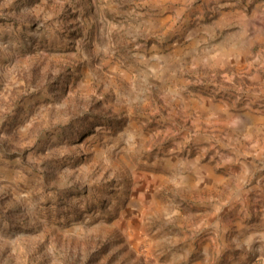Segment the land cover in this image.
I'll return each instance as SVG.
<instances>
[{"label":"rangeland","instance_id":"374dc122","mask_svg":"<svg viewBox=\"0 0 264 264\" xmlns=\"http://www.w3.org/2000/svg\"><path fill=\"white\" fill-rule=\"evenodd\" d=\"M0 264H264V0H0Z\"/></svg>","mask_w":264,"mask_h":264}]
</instances>
